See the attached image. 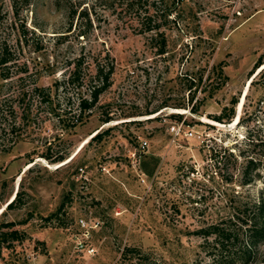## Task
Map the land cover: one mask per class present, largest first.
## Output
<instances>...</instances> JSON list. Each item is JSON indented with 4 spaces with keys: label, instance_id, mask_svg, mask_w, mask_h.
Here are the masks:
<instances>
[{
    "label": "rangeland",
    "instance_id": "rangeland-1",
    "mask_svg": "<svg viewBox=\"0 0 264 264\" xmlns=\"http://www.w3.org/2000/svg\"><path fill=\"white\" fill-rule=\"evenodd\" d=\"M1 57L0 233L17 238L0 240V264H211L198 231L238 227L264 188V0H0ZM107 62L110 86L77 122ZM34 83L66 117L35 108ZM244 94L236 124L207 119L232 99L237 116Z\"/></svg>",
    "mask_w": 264,
    "mask_h": 264
},
{
    "label": "trees",
    "instance_id": "trees-1",
    "mask_svg": "<svg viewBox=\"0 0 264 264\" xmlns=\"http://www.w3.org/2000/svg\"><path fill=\"white\" fill-rule=\"evenodd\" d=\"M148 30L150 31L152 29ZM162 36V34L159 35V37H161V44L158 49V54L160 55L165 53V43ZM8 62L9 60L7 58L1 57L0 67H4V65ZM258 64L260 63L256 64V68L259 66ZM80 71V62L78 61V63L74 65L73 71L69 73V76L66 79V83H72L74 79H80ZM113 72L114 65L112 62L103 64L97 63L94 76L90 78L94 81L92 82V85L90 87L88 97H78L77 99V109L79 112V119L77 120V122L79 121L80 123H82L83 118H86L88 116L87 112L91 111L92 108H94V106L98 102L100 95L105 92V90H107V88L110 86V79ZM218 75L222 76L221 67H219ZM6 78L7 76L4 75L3 80H7ZM225 81L226 79L225 77H223L222 82L218 83L215 87L210 88L208 94L203 97L199 101V103H197V99L192 105L190 113L198 114L200 105H202L207 99L212 98L213 93L216 90L220 89ZM193 85L194 79H191L190 88H192ZM58 87L59 86L56 85L57 89ZM26 93L29 92L26 91ZM26 93H22V95H25ZM30 93L32 96L31 99H33V97L35 96L37 98L35 107L36 109L39 106H45L46 108L50 109V111L57 112L54 114H56V117L58 119H60L61 116H67V112L65 109V111H62V114H58V102H54V97L52 96L49 88L38 87L36 83H34V87L30 90ZM193 99L194 96H191L189 102L192 103ZM236 102V99H232L230 108L224 107L222 113L217 116L207 117V119L219 124H223L224 120H226L227 122L231 121L235 117L234 105L236 104ZM176 106L177 107L175 108H184L181 107L183 105ZM31 108L32 104L27 109H25V112L29 113ZM170 118L178 123L181 121L182 115L173 113L171 114ZM110 120L111 119L109 117H106L102 120V122L107 123ZM105 132L107 133V131ZM5 152H8V150H6ZM63 160L64 157L60 156L52 162H62ZM251 170H255V165L252 161H248L245 172H243V184H248V182L251 180L249 178V172ZM18 197L19 195L17 192L13 200L6 205L5 209L13 208L14 204L18 200ZM62 207L63 205H60V207L58 208V212L62 210ZM58 212L47 217L45 219L46 222H52L55 225H61V221L59 218L60 215ZM236 220V224L238 225V227L235 225V222L233 223L231 219H229L227 221H222L221 223L209 225L204 229L198 231L197 234H199L200 237L204 239V249L210 259L211 264H251V262H253V260L256 258L257 248L264 243V188L260 192L258 199L254 201L248 209L242 210L239 217H236ZM11 226H13L12 223L6 225L5 227L8 228ZM7 236H11V238L14 239L17 238V233L15 231L9 234L0 233V240H5Z\"/></svg>",
    "mask_w": 264,
    "mask_h": 264
},
{
    "label": "built area",
    "instance_id": "built-area-1",
    "mask_svg": "<svg viewBox=\"0 0 264 264\" xmlns=\"http://www.w3.org/2000/svg\"><path fill=\"white\" fill-rule=\"evenodd\" d=\"M172 130L175 131L176 134H178L180 129L175 130L174 128H172ZM79 174H80V176H82L84 174L83 169H79ZM79 224L82 228L85 227V221L84 220H80ZM92 252H93V250H88V253H92Z\"/></svg>",
    "mask_w": 264,
    "mask_h": 264
},
{
    "label": "bare ground",
    "instance_id": "bare-ground-1",
    "mask_svg": "<svg viewBox=\"0 0 264 264\" xmlns=\"http://www.w3.org/2000/svg\"><path fill=\"white\" fill-rule=\"evenodd\" d=\"M244 96H245V94L243 95V97H241V101H240V103L237 106L238 114H237V116L234 117V120H233L234 123L233 124H236L237 118H239L238 115H239V112H240V109H241V106H242V103H243V100H244ZM217 124H219V123H217ZM219 125H221V124H219ZM2 211H3V209H2Z\"/></svg>",
    "mask_w": 264,
    "mask_h": 264
},
{
    "label": "water",
    "instance_id": "water-1",
    "mask_svg": "<svg viewBox=\"0 0 264 264\" xmlns=\"http://www.w3.org/2000/svg\"><path fill=\"white\" fill-rule=\"evenodd\" d=\"M208 124H211V123H208ZM212 125V124H211Z\"/></svg>",
    "mask_w": 264,
    "mask_h": 264
}]
</instances>
